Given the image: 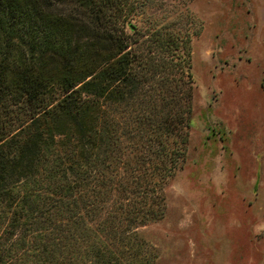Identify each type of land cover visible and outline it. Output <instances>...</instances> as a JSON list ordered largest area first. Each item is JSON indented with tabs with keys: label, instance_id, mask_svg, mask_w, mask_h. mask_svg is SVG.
I'll return each mask as SVG.
<instances>
[{
	"label": "trees",
	"instance_id": "16d2710c",
	"mask_svg": "<svg viewBox=\"0 0 264 264\" xmlns=\"http://www.w3.org/2000/svg\"><path fill=\"white\" fill-rule=\"evenodd\" d=\"M143 1L0 0V264H155L137 228L193 86L188 31L141 28Z\"/></svg>",
	"mask_w": 264,
	"mask_h": 264
},
{
	"label": "rangeland",
	"instance_id": "374dc122",
	"mask_svg": "<svg viewBox=\"0 0 264 264\" xmlns=\"http://www.w3.org/2000/svg\"><path fill=\"white\" fill-rule=\"evenodd\" d=\"M132 20L188 31L193 86L185 158L138 233L155 264H264V0H144Z\"/></svg>",
	"mask_w": 264,
	"mask_h": 264
}]
</instances>
